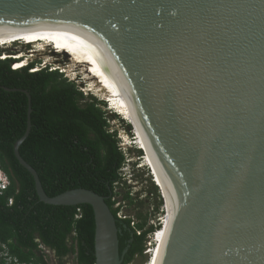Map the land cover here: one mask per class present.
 I'll return each instance as SVG.
<instances>
[{
	"label": "water",
	"instance_id": "obj_1",
	"mask_svg": "<svg viewBox=\"0 0 264 264\" xmlns=\"http://www.w3.org/2000/svg\"><path fill=\"white\" fill-rule=\"evenodd\" d=\"M35 32L94 56L136 107L174 179L160 264H264V0H0V36ZM21 91L28 123L14 154L40 202L90 206L95 264H123L106 198L86 189L51 198L21 157L33 111Z\"/></svg>",
	"mask_w": 264,
	"mask_h": 264
},
{
	"label": "trees",
	"instance_id": "obj_2",
	"mask_svg": "<svg viewBox=\"0 0 264 264\" xmlns=\"http://www.w3.org/2000/svg\"><path fill=\"white\" fill-rule=\"evenodd\" d=\"M1 58L0 53V166L10 186L0 194V249L5 246L9 257L17 260L11 264H48L42 248L53 252L60 264L72 256L75 264L96 263L92 208L40 202L33 177L15 157L14 146L28 123L23 90L31 95L33 111L21 157L36 170L51 198L74 189L105 197L120 230V252L127 251L123 264L133 263L144 254L147 237L155 230H145L146 221L135 225L118 217L115 190L123 180L126 158L118 132L109 131L105 110L96 98L87 101L78 83L57 69H37L41 62L13 69L19 60ZM0 264L8 263L1 258Z\"/></svg>",
	"mask_w": 264,
	"mask_h": 264
},
{
	"label": "rangeland",
	"instance_id": "obj_3",
	"mask_svg": "<svg viewBox=\"0 0 264 264\" xmlns=\"http://www.w3.org/2000/svg\"><path fill=\"white\" fill-rule=\"evenodd\" d=\"M35 47L36 45L28 47L24 42H19L10 46L1 47L0 53L2 57L6 56L13 57L12 59H17V57L21 55L23 56L24 61L30 60L31 63L41 62L38 66L39 69L45 68L46 66H50L53 70L61 69L62 72H66V76L69 77L71 81L78 83L79 89L85 93L87 101L90 102L91 98H96L99 106L105 110L106 117L110 124L109 131L112 133L118 132L117 138H121L119 143L123 148L122 152L126 158V163L122 169L123 180L115 190L117 195L114 201L116 202L115 209L119 210L118 217L123 220L130 219L135 225L146 221L147 225L145 230L150 228H154L155 230L151 236L147 237L144 254L142 256H137L131 264H152L159 250V246L157 247V245L161 243L159 240H161V238L163 239L165 235L161 220L163 219L164 225L165 220L168 217V211L166 209L167 199L165 198L166 194L164 192V185L160 179L156 177L154 171L142 167L144 164L143 159H145L143 158L145 157L143 151L136 146H126L124 135H129V130L131 132L132 130H135V128L133 129V125H130L123 119V116L117 110L112 108L110 102H107V106L101 102H105V100L96 96L94 93H89L87 91L89 90L90 85L86 82V76L82 72V69H76L73 74L67 73V68L72 66L70 63L71 58L67 56V53L65 55L57 54V48L55 47L56 50L51 51L54 55L51 56V59L47 60L44 57L45 55L38 56L32 53L33 51H37ZM129 136L131 139H134L132 136H135V132L133 135ZM131 174L135 176L133 183L128 181L130 180L129 178L132 177ZM126 196H129L131 200L126 201L124 199ZM157 206H159V211L156 209ZM44 255L46 256L48 264H60L53 252L47 250L44 252ZM63 264H75V258L72 256L66 259Z\"/></svg>",
	"mask_w": 264,
	"mask_h": 264
},
{
	"label": "bare ground",
	"instance_id": "obj_4",
	"mask_svg": "<svg viewBox=\"0 0 264 264\" xmlns=\"http://www.w3.org/2000/svg\"><path fill=\"white\" fill-rule=\"evenodd\" d=\"M19 42L36 45L35 49H37V51H33L32 53L38 56L45 55L44 57L47 60L51 59V56L54 55L51 51H55L56 48L57 54L65 55L67 53V56L71 58L70 63L72 65L67 68V73L73 74L76 69H82V72L86 76L85 80L90 85L89 90L87 91L101 97L106 101V103L110 102L112 108L117 110L123 116L124 120H126L130 125L133 124L135 126L133 129L135 128V136L138 135V137L131 139L128 134H125L124 140L126 142V146H136L138 149L146 153L144 157L145 159H143L144 164L142 167L149 168L150 171H154L156 177L159 178L164 185V192L166 194L165 198L167 199L166 209L168 211V217L163 225L165 235L163 239H158L161 243L157 245V247L159 246V250L152 263L160 264L169 241L176 212L174 179L172 178L173 176L169 174V169H166L168 167L160 164L159 158L155 153V149L147 140L144 130L139 124V113L136 107L126 96L115 76L110 73L94 56L76 47L66 37L56 33L44 32L0 36V48L17 44ZM23 59L24 58L21 55L17 57V60L19 61L17 64H14L15 69L24 68L27 64L31 63L30 60L24 61Z\"/></svg>",
	"mask_w": 264,
	"mask_h": 264
},
{
	"label": "built area",
	"instance_id": "obj_5",
	"mask_svg": "<svg viewBox=\"0 0 264 264\" xmlns=\"http://www.w3.org/2000/svg\"><path fill=\"white\" fill-rule=\"evenodd\" d=\"M121 146V145H120ZM124 147V145H123ZM122 148V146H121ZM123 149V148H122ZM10 186V180L8 178V176L6 175V173L2 170L1 166H0V194L7 190V188ZM12 202H10L11 204ZM161 225L163 226V219L161 220ZM156 235V234H155ZM155 242V241H154ZM156 244V242H155ZM2 249H0V259L4 258L8 264L11 263H17V260L12 259L11 257H9L8 253H7V249L5 246L1 247ZM43 253L45 251H47V249L42 248ZM49 251V250H48ZM46 257V256H45Z\"/></svg>",
	"mask_w": 264,
	"mask_h": 264
},
{
	"label": "clouds",
	"instance_id": "obj_6",
	"mask_svg": "<svg viewBox=\"0 0 264 264\" xmlns=\"http://www.w3.org/2000/svg\"><path fill=\"white\" fill-rule=\"evenodd\" d=\"M14 67H15V66H13V69H15ZM38 69H39V68H38ZM119 139H121V138H119ZM131 175H132V174H131ZM129 179H130V180H128V181H129L130 183H133V180L135 179V176L132 175V177L129 178Z\"/></svg>",
	"mask_w": 264,
	"mask_h": 264
}]
</instances>
